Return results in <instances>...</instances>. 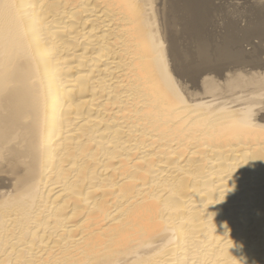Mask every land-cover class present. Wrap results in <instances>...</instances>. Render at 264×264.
Wrapping results in <instances>:
<instances>
[{"label": "bare ground", "instance_id": "1", "mask_svg": "<svg viewBox=\"0 0 264 264\" xmlns=\"http://www.w3.org/2000/svg\"><path fill=\"white\" fill-rule=\"evenodd\" d=\"M0 264H264V0H0Z\"/></svg>", "mask_w": 264, "mask_h": 264}]
</instances>
